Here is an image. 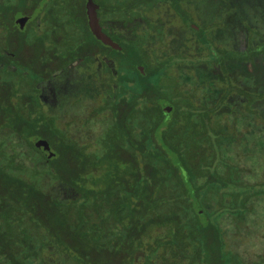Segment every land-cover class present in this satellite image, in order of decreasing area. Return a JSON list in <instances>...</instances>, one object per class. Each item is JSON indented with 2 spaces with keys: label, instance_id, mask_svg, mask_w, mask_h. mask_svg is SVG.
Segmentation results:
<instances>
[{
  "label": "trees",
  "instance_id": "obj_1",
  "mask_svg": "<svg viewBox=\"0 0 264 264\" xmlns=\"http://www.w3.org/2000/svg\"><path fill=\"white\" fill-rule=\"evenodd\" d=\"M28 2L22 0L24 13ZM86 2L82 0L79 19L73 22L75 17L67 8H60L63 21L43 16L44 31L31 28L35 35L44 33L38 35V42H27L19 35L14 37V46H9L13 41L10 35L0 42V134L7 129L11 138L19 140L16 147H6L7 139L0 136L6 147L5 156L0 155V264H264V255L247 260L227 252L222 228L211 220L218 214L226 218L240 214L242 220L248 211L247 200L242 208L232 205L235 194L226 187L236 170L221 151L231 142L218 139L210 145L205 138L203 146L195 141L186 148L185 141L173 133L185 114L196 123L201 114L210 120L224 107L250 103V82L234 79L226 64L248 62V51L253 50L254 58L261 53L260 47L252 46L245 52L225 49L220 56L210 51V64L201 62L210 69L218 65L225 86H199L198 92L207 89L202 100L191 81L179 80L177 88L163 84L173 57L161 60L157 54L155 46L166 44L164 36L153 35L152 39L150 33H137L139 17L130 14L134 2L126 4L129 16L120 5L98 2L104 24L114 23V31L116 24L128 25L126 36L109 33L121 51L104 45L92 34ZM7 9L5 1L0 3V28ZM66 20L71 23L67 25ZM78 24L85 31L80 32L81 40L73 42ZM48 32L53 33V39L58 38L57 45L46 40ZM222 35L218 33L217 40ZM25 51L27 62L23 60ZM177 54H181L179 48ZM97 56L111 61V65L105 63V71L95 72L107 78L101 77L102 83L94 80L96 76L85 78L78 84L90 99L103 100L84 119L85 129L75 134L59 127L57 118L43 111L38 86L76 60L83 59L84 67L94 64ZM199 60L178 69L193 65L198 76L214 78L211 70L198 68ZM259 89L260 98L264 83ZM233 94L236 99L229 102ZM166 98L173 107L169 116L160 103ZM255 105L263 107L264 100ZM178 131L184 133L183 129ZM41 140L49 143L52 158L40 149ZM20 147L27 149L31 167L19 160ZM225 151L230 152L229 148ZM54 184L68 193L64 197L51 194L48 190ZM35 234L39 239L32 242Z\"/></svg>",
  "mask_w": 264,
  "mask_h": 264
},
{
  "label": "rangeland",
  "instance_id": "obj_2",
  "mask_svg": "<svg viewBox=\"0 0 264 264\" xmlns=\"http://www.w3.org/2000/svg\"><path fill=\"white\" fill-rule=\"evenodd\" d=\"M3 1L6 2L8 9L6 10V14H4L5 22L3 23V28H0V42H2V39L6 35L13 37V41L9 42V46H14L16 44V41L14 40L15 35H19L21 38L26 37L27 42H38V35H43L44 33L38 35L34 34V29H31L34 26V21L27 27L28 31L26 30L27 32L25 34H20V32L16 30L15 24L17 25L19 19L25 18L21 17L24 14L22 11V0H0V3ZM96 1L103 4L105 3L106 5H120V8H123L124 13L128 11L126 4H129L131 1L134 2L136 6H133L134 10L130 13L131 17H139V19H141V22L139 23L141 25L137 33H141V31L150 33L152 35V39H154L153 35L154 37L158 36L160 38L164 36L165 42L170 26H175V28H179L181 26L183 28L185 26L184 23H187L188 19L193 23H197L196 20H198L195 15L190 18L182 14L175 15L174 12L168 11L170 6L174 10L178 6L180 8L182 7L186 11L189 7L192 10L194 9L195 12V7H197L196 2H201V8H199L202 11V16L204 15L202 19L207 23L206 26L210 28L207 30L204 28V34L203 36H200L202 39L200 45L197 44L196 36L194 34H191V36L189 33L185 34V32L181 30L182 34L177 32L171 34V36L173 35L172 38H174L177 42L176 47L172 44L171 47L167 49V47H165L166 44L161 45L160 42H158L155 46L158 48L157 54L160 56L161 60L163 58H169L171 55L173 57L170 60L171 64L166 69L167 72L165 77L162 78L165 86L175 85V88H177L179 87L178 84L180 83L178 81L180 80V82L191 81L194 92H198L197 88L199 86L208 87L212 83L216 88H224L225 81L219 80V70L216 68L210 69L206 64H202L201 61L210 64L212 58L210 51L214 53V56H220V54H224L225 49L229 51L232 50L234 46L238 50H244L248 44V35L250 36V42L253 45L262 43L264 39V0H234L235 5L233 13L236 19H234V23H230V26L234 27L235 31L233 28H229L227 30L225 28V31H222L219 27L214 28L215 24H221L222 27L225 26L226 23L223 19V12H227V9L222 11L221 9L218 10V7L213 4L214 0ZM157 1H160V3L155 8L154 6ZM165 3H167V5H165ZM28 4H31L29 6L31 9L29 8L28 10H30L29 12L31 16L34 17L33 19L39 16L40 12L44 9V7H46L44 13H46L47 17L50 15V18L52 17V21H54V17L58 21L59 19L60 21H63L62 16L64 12L60 8H67L69 10L67 12L69 14L73 13V17H75L71 19V22H73L76 19H79L78 15H80L79 12L81 11L82 0H67L63 2L61 0H29ZM58 5H62L63 7ZM126 13L127 16L130 15L128 12ZM144 19H148L147 22ZM241 20L244 21L242 22ZM65 22H68L67 25L71 23L70 20H66ZM78 27L79 33H75L72 38L73 42L81 40L82 36L80 32L85 31L83 30V26L81 24H78ZM4 28L7 32H5ZM246 28L248 30V35ZM218 33L223 34V37L219 40L216 38ZM46 34V40L50 41L52 46L57 45V42L55 41H58V38L53 39L52 32H48ZM84 34L87 33L85 32ZM219 35L221 36V34ZM56 36L59 37L58 34H56ZM234 36L235 44L232 40V37ZM46 43L47 46H50L48 42ZM178 47L179 53L181 54H177ZM249 48H252V46H249ZM262 48L264 50V45L260 46V49ZM253 55V50H249L247 55L248 58L251 57L248 61L249 66L246 63L245 66L238 63L234 65V79H236V77H239V79L242 77L243 79L244 76H246L245 79L250 82L249 89H253V91L249 92L248 95V101L250 103H244L242 105L243 107L239 105H233L232 107H229V109L224 107L222 110L218 111L216 115L211 117L210 120H207L204 115L201 114L196 123H192L191 119L187 117L188 115L185 114L181 117V120L177 121L175 130H173L174 136L181 137L182 141H185L183 146H186V148L193 146L195 141H201L203 146L205 138L209 139L208 144L210 145H215V142L218 139L219 142L223 140L225 144L229 143V141L231 142L230 146L224 147L223 151H221L222 153L225 152L226 155H228L226 156L228 159L227 161L234 167V171L236 170V174L232 178V182L226 187L229 192L235 194L232 199V205L237 208H242V206H245V200H247L248 211L244 213V218L242 220L239 218L240 214L239 216L230 215L231 218H226L225 216L223 217V215L220 214L217 215L218 217L216 215H212L211 220L221 226L224 234V241L227 243V252L234 253L237 257L239 255L240 258L247 260L253 259L258 255H264V106L260 108L256 107V105L254 106V102L264 100V95L259 98V92L257 93L256 91H261L259 88L262 83H264V55L258 58L259 64L254 67L252 65L254 61H256V57L254 56V58H252ZM23 57V60L27 62V51L24 52ZM197 60L200 61L198 68H207V71L211 70L212 73L215 74V77L213 78L212 76L201 74L198 76L197 72L195 73L193 65L190 66V69H178L180 65H185L191 61ZM103 66L102 69H100L101 72L102 70L105 71V67L103 69ZM95 72L96 71L88 73V71H85L84 73L79 70L77 76L88 75L87 77L93 78L96 76V79L94 80L98 82L100 81L101 83V77L103 80L107 78L103 75L98 76L94 74ZM27 75H29V71ZM216 76H218V79ZM210 78H213V81ZM95 87H99L98 84H96ZM62 90L63 91H61L59 96L60 101L58 107L52 106L49 110L46 109L48 111H45L44 109V112L50 116L54 115L57 118V124L59 127L72 130L75 134H78V132L85 129V126H83L85 125L84 119L89 116L95 105L100 104V100L102 98L100 97V100H95L94 98L90 99V97L85 94L77 83L74 84L73 87H69V85L66 84ZM206 90V88L203 91L199 90L198 98L205 100L204 98L207 96V94H205ZM49 93V90L46 91V95L48 94L47 96H50ZM186 94L187 93H185L184 96H188ZM214 98L217 99V97ZM234 99H236L235 96L233 97V101ZM160 103L165 109L166 107L173 108L170 106L171 104L168 98L160 101ZM94 110L96 109H93V111ZM243 116H248V119L246 120ZM67 126L69 127L67 128ZM182 129L184 133L182 132L181 134L178 130ZM4 133L5 134H0V136H4L3 138L7 139L6 147L12 145L16 147L19 144L18 138L14 136L11 138L7 129L4 130ZM227 140L229 141L227 142ZM3 147L6 148L0 142V155L2 154V157L5 156L3 152L5 150ZM227 148L230 150L229 153L225 151ZM17 149L19 153V160L31 167L32 164H28L29 161L27 157L29 156L27 149L25 147ZM216 150L221 153L218 149ZM187 151L192 153L191 150ZM174 153H171V157L177 165H180L181 163L176 160L177 157L174 156ZM192 160L194 161L195 159L193 158ZM42 164H44V161ZM48 191L51 192V194H56L61 197H64L66 193H68L64 190V187L56 184L53 186L51 185ZM216 217L217 219L215 220ZM34 226L35 225H31L30 227ZM38 239L39 237L35 234L30 240L35 242Z\"/></svg>",
  "mask_w": 264,
  "mask_h": 264
},
{
  "label": "flooded vegetation",
  "instance_id": "obj_3",
  "mask_svg": "<svg viewBox=\"0 0 264 264\" xmlns=\"http://www.w3.org/2000/svg\"><path fill=\"white\" fill-rule=\"evenodd\" d=\"M94 2H95V4H97L99 6V9H98L97 13H98L99 22H100V25L102 27L103 32L105 34H107L111 39H112V37L109 35V33H115L116 32V33L125 34V36H126V34L129 32L128 25H123L122 23L116 24L117 29H116V31H114V29H113L114 23H113V25H112L111 22L110 23L108 22L109 25L106 24V23L104 24L105 21H103L101 15H100L102 13L101 12V5L98 2H96L95 0H94ZM196 3H197V7H195V12H194V9L192 10L189 7L187 8V11H186L182 7L180 8V7L177 6L175 8V10L177 12L171 6L168 9V11L174 12L175 15L182 14V15L187 16L188 18L193 17L195 15V16H197L198 20H196L197 23H193L192 21H190L188 19L187 23H184L185 26L183 28L181 26L179 28H175V26H170V29L167 32L168 35H167V38H166V45H165V47H167V49L169 47H171L172 44L175 45V47L177 46V42L174 40V38H172L173 35L171 36V34H173L175 32L181 33V30H183L185 32V34H188V33L190 35L194 34L196 36L197 44L198 45L201 44L202 39L200 38V36H203V35H198V34L194 33L193 31L195 30L196 32H201V31L204 30V28H206V30H207L209 27L206 26L207 23L202 19L204 15L202 16V11L200 9L201 8V4H200L201 2L199 1V2H196ZM213 4H215L218 7V10L221 9V11H222V10L227 9V12H225V11L223 12V19H224V22L226 23L225 26L222 27L221 24H219V25L215 24L214 28L215 27H219L222 31H225V28H226V30L229 29V28L230 29L231 28L234 29V27L230 26V23H232V22L234 23V19H236L234 17V13H233L234 5H235L234 4V0H214ZM30 5L27 4L28 9L30 8L29 7ZM165 5H167V3H165ZM29 11L30 10H28L26 13L23 12L24 16L23 15L21 16V17H25V18L28 19V21L25 24V27L23 29H20L18 27V25H16V24H15V27H17V29L19 31H21V32H26V30L28 31L27 27L34 21V26L38 30L44 31L43 28L45 26V22H44L45 21V17L43 19V16H46V13H44V11H43L41 14H39V16L40 15L41 16L40 17L38 16V18H36V20H35V19H33L34 17L31 16ZM21 17H19V18H21ZM137 20H139L141 22V19H137ZM204 25H205V27H204ZM114 27H115V25H114ZM45 28H46V26H45ZM4 30L6 31L5 28H4ZM246 30H247V28H246ZM234 31H235V29H234ZM247 35H248V30H247ZM222 37H223V35H222ZM232 40H233V42L235 44V36L232 37ZM261 45H264V39H263L262 43H259V44L257 43V44L253 45L250 42V36L248 35V44H247V47L244 50H238L234 46L233 49L231 48L232 50H229V51L245 52V51L251 49V48H249V46L260 47ZM84 48H86V47H84ZM261 50H262L261 53L258 54L257 56H255L256 57V61H254L253 65H252L253 67L257 66L259 64L258 63V60H259L258 58L260 56L264 55L263 48ZM81 62H83V59L76 60L75 62H73V63H71L69 65L67 70H60V71L55 72V74L53 75L52 79L47 80L45 82H42L41 85L38 86V89L40 90V93H39L38 96H39V99H40V101H41V103L43 105V107H42L43 111H44V109H45V111H48L50 108H52V106H55V107L57 106L58 107L59 101H60L59 96H60L61 91H63L62 89L64 88V85L68 84L69 87H73L74 84H76V83L78 84L82 80L85 81V78H91V77H87L88 75H86V76H77V73L79 72V70L81 72H84V73H85V71H88V73H91V72H94V71L101 73L100 69H102L103 65L105 66V63L111 65V62L105 56H97L96 57V62L94 64H86L84 67H81ZM237 63L240 64V65H244V66H245V63H246L249 66L248 62H241V61H229V62H227L226 68L229 71V74L231 73L230 75H232V77L235 76L234 65H236ZM104 66H103V69H104ZM214 67L216 69H218V70H221L218 65L214 66ZM218 76H219L220 80H222V81L224 80L223 74L220 73V74H218ZM218 76H216V78ZM244 78H246V76H244ZM67 82H69V83H67ZM45 86H47V87H45ZM50 86H51V88H50ZM48 90L50 91V93H49L50 96H47L48 94L46 95V91H48ZM233 97H234V94L230 95L228 101L230 102V100L233 99ZM46 109H48V110H46Z\"/></svg>",
  "mask_w": 264,
  "mask_h": 264
},
{
  "label": "water",
  "instance_id": "obj_4",
  "mask_svg": "<svg viewBox=\"0 0 264 264\" xmlns=\"http://www.w3.org/2000/svg\"><path fill=\"white\" fill-rule=\"evenodd\" d=\"M99 6L95 4L94 0H87L86 2V13L88 17V24L92 34L97 38V40L101 41L104 45L113 48L114 50L121 51L122 47L114 42L107 34H105L102 30V27L99 22L98 18V11ZM28 21L27 18H21L18 20L17 25L20 29L25 27L26 22ZM172 108H166L165 113L167 116L171 113ZM39 147L42 152L46 155L48 159L54 156V153L51 150L49 143L45 140H41L39 142Z\"/></svg>",
  "mask_w": 264,
  "mask_h": 264
}]
</instances>
